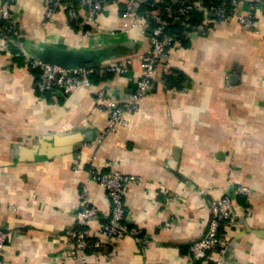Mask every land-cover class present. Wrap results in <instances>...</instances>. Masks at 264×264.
<instances>
[{
    "label": "crops",
    "instance_id": "obj_1",
    "mask_svg": "<svg viewBox=\"0 0 264 264\" xmlns=\"http://www.w3.org/2000/svg\"><path fill=\"white\" fill-rule=\"evenodd\" d=\"M125 4L105 0L98 29L84 34L68 25L64 11L44 20L43 0L11 3L20 34L11 44L0 30V227L9 234L4 264H184L190 244L208 226L210 201L237 185L251 194L236 197L237 226L203 264H264V0L257 32L233 20H211L201 8V24L189 31L180 28V18L179 26L168 24L174 37L168 70L157 69L151 92L126 125L99 143L108 115L96 107L95 92L129 94L141 75L138 55L151 46L147 17L126 26ZM152 18L156 23L160 16ZM45 43L103 51L98 61L131 56L133 62L125 74L98 71L88 89L42 93L39 71L27 61ZM62 132L80 134V146L52 157L44 146L45 155L32 159L36 140ZM91 170L143 177L124 196L126 223L141 241L127 234L101 255L60 261L69 249L68 231L78 223L83 184L99 213L91 230L107 219L110 202Z\"/></svg>",
    "mask_w": 264,
    "mask_h": 264
},
{
    "label": "built area",
    "instance_id": "obj_2",
    "mask_svg": "<svg viewBox=\"0 0 264 264\" xmlns=\"http://www.w3.org/2000/svg\"><path fill=\"white\" fill-rule=\"evenodd\" d=\"M202 5L201 0H170L163 9L167 16L180 18L183 23L189 17V11L199 6L206 13L211 14V20L224 21L233 20L243 30L258 31L256 18L263 0H222L219 3ZM13 0H3L0 3V30L6 33L5 39L15 41L19 36L15 19L11 11ZM142 0H126L123 15L127 19L126 26L134 25L145 19L139 13ZM44 20L51 21L58 13L64 11L68 25L90 34L97 27V20L104 12L105 0H43ZM168 24L165 18H158L157 22L151 24L146 22V30L151 43L150 48L138 55L141 61V75L136 80L131 92L124 97L111 95L100 89L95 92L94 102L96 107L108 115L106 131L97 136L96 140L101 143L104 134L113 132L117 127L126 125L127 116L137 108L138 102L142 100L154 86L156 72L159 67L168 70V48L174 41V37L166 31ZM20 53V51H19ZM28 55L27 53H24ZM28 66L37 69V89L40 92H50L57 95H66L78 88H90L91 77L98 71H110L127 73L133 62L131 56L118 59L97 61L92 67L64 68L56 64L43 62L35 55H28ZM75 171L79 170L74 165ZM90 177L101 185L105 190L110 202L107 219L100 223L95 231L91 230L90 223L98 219V208L92 203L89 189L86 184L82 185L80 191L81 203L78 212V223L68 231L69 249L61 256L64 259H77L85 261L84 253L101 255L104 246L117 243L125 235H132L140 242L139 231L135 227L129 228L126 223V209L124 196L132 183L143 180L141 175L125 173L122 170L101 172L91 170ZM251 190L246 185H237L229 189L219 197L210 201V220L203 235L194 240L188 251V259L184 264H203L209 254L215 249H223L231 237L233 228L238 223L237 200L238 195L248 196ZM244 211L246 207H243ZM166 226L171 221H166ZM9 234L0 227V264L5 260L2 250L6 244ZM114 251L108 255H113Z\"/></svg>",
    "mask_w": 264,
    "mask_h": 264
},
{
    "label": "water",
    "instance_id": "obj_3",
    "mask_svg": "<svg viewBox=\"0 0 264 264\" xmlns=\"http://www.w3.org/2000/svg\"><path fill=\"white\" fill-rule=\"evenodd\" d=\"M34 55L43 62L56 64L64 68L92 67L98 60L106 57L103 51H93L84 47L65 48L50 43L37 47L34 50ZM81 141V135L72 132H62L47 136L45 139H38L36 144L31 147L33 151L32 159L34 160L36 155H45L42 153L44 146L52 148L45 155L52 157L72 152L80 146Z\"/></svg>",
    "mask_w": 264,
    "mask_h": 264
},
{
    "label": "trees",
    "instance_id": "obj_4",
    "mask_svg": "<svg viewBox=\"0 0 264 264\" xmlns=\"http://www.w3.org/2000/svg\"><path fill=\"white\" fill-rule=\"evenodd\" d=\"M220 1L222 0H212V3L216 4V3H219ZM169 2L170 0H146L142 2V5L139 9V13L147 17V20L151 24L155 23V20L152 18V16H156V13H157V15L160 16V18H165L169 25L179 26L180 20L179 19L176 20L175 17L167 16L163 9L164 5ZM201 3L202 5L207 6L209 5L210 2L208 0H201ZM199 6H201V4ZM199 6L189 11V17L188 19L185 20L184 25L180 26L181 29H183L184 31H189L190 29L195 28L199 24H201L204 17H203V12L202 10H200ZM168 24L166 25V27L168 26ZM165 31H166V28H165ZM5 34L6 33H3V35ZM12 43L13 41L11 42V44ZM13 48L16 50L15 46Z\"/></svg>",
    "mask_w": 264,
    "mask_h": 264
}]
</instances>
